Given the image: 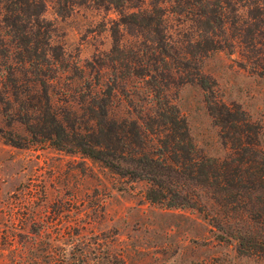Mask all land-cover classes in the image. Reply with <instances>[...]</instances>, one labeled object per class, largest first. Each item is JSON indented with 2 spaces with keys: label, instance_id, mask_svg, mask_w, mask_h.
<instances>
[{
  "label": "trees",
  "instance_id": "16d2710c",
  "mask_svg": "<svg viewBox=\"0 0 264 264\" xmlns=\"http://www.w3.org/2000/svg\"><path fill=\"white\" fill-rule=\"evenodd\" d=\"M145 1L52 0L59 16L81 6L118 12L109 29L112 47L87 63L78 90L67 87L70 99L55 104L48 85L69 65L52 42L45 0H0V137L12 146L47 144L79 153L121 177L144 180L149 201L196 209L209 216L220 239L264 258L261 127L239 106L215 98L214 81L202 72L209 55L238 48L240 66L264 77V0H148L143 8ZM167 10L187 25L181 36L167 31ZM103 68L109 76L102 83ZM185 83L203 89L229 149L223 158L195 148L170 98ZM118 89L134 115L113 113ZM203 196L217 211L210 214Z\"/></svg>",
  "mask_w": 264,
  "mask_h": 264
},
{
  "label": "rangeland",
  "instance_id": "374dc122",
  "mask_svg": "<svg viewBox=\"0 0 264 264\" xmlns=\"http://www.w3.org/2000/svg\"><path fill=\"white\" fill-rule=\"evenodd\" d=\"M43 16L53 23L52 42L63 48L62 63L69 65L48 85L51 100L63 104L70 99L67 87L78 90L87 63L112 47L109 29L118 12L81 6L59 16L52 0H45ZM164 19L172 36L185 32L175 14L167 10ZM124 40L134 38L125 34ZM240 62L238 48L216 51L203 60L202 72L214 81L215 98L239 106L261 127L264 146V77ZM108 76L103 68L101 82ZM115 94L113 113L134 115L120 89ZM170 98L197 151L223 158L229 149L203 89L185 83ZM147 186L79 153L47 144L12 146L0 137V264H264L261 256L241 254L234 240L220 239L204 213L149 201ZM201 201L210 214L217 211L212 200Z\"/></svg>",
  "mask_w": 264,
  "mask_h": 264
}]
</instances>
